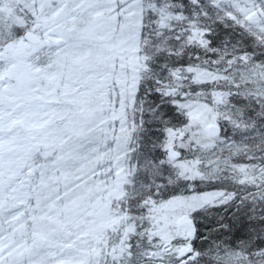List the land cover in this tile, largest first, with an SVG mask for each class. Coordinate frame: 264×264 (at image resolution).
Segmentation results:
<instances>
[{"label": "snow or ice", "instance_id": "snow-or-ice-1", "mask_svg": "<svg viewBox=\"0 0 264 264\" xmlns=\"http://www.w3.org/2000/svg\"><path fill=\"white\" fill-rule=\"evenodd\" d=\"M0 264H264V0H0Z\"/></svg>", "mask_w": 264, "mask_h": 264}]
</instances>
